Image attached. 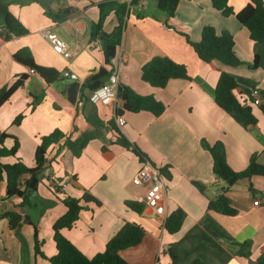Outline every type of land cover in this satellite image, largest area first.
Instances as JSON below:
<instances>
[{
	"label": "crops",
	"instance_id": "1",
	"mask_svg": "<svg viewBox=\"0 0 264 264\" xmlns=\"http://www.w3.org/2000/svg\"><path fill=\"white\" fill-rule=\"evenodd\" d=\"M103 1L123 2L44 0L52 13L67 11L59 20L47 15L37 1L14 0L9 4L10 11L28 32L9 39L0 34V97L18 75L25 72L28 78L0 106V132L16 137L19 142L15 155L2 160L13 163L20 159L33 167L40 137L56 128L71 139L85 132L94 133V138L79 156L65 148L52 163L51 175L42 176L38 196L50 200L60 197L37 220L43 255L35 253L33 224L23 222L22 218L20 226L12 228L9 219L2 216L14 211L35 219L30 207L21 206V197L5 198L6 180L0 181V264H51L49 258L57 253L53 224L67 209L57 191L63 197L81 198L83 208L79 218L62 233L89 257L103 251L126 222H136L145 228V234L139 244L121 252L130 264H191L195 259L208 264H254L264 253V176L243 178L228 189L226 195L236 209L233 215L209 209L207 195L193 181L203 183L212 195L221 193L222 190L216 192V189L225 185L213 172V159L201 144L203 138L210 144L223 142L227 161L236 171L245 169L254 154L264 164V112L261 110L264 43L253 40L249 30L234 15H223L211 0H181L172 16L160 10L153 0H142L146 5L142 15L138 14L142 10L135 5L129 7L122 41L113 60L118 80L142 95H153L166 109L159 116L146 110L125 111L122 116L126 122L118 128L146 153V160L159 168L170 166L171 177L165 176L164 181L165 212L157 214L145 202L146 185L133 182L142 161L131 150L112 143L116 131L108 121L117 118L115 110L122 106V100L94 102L90 99L91 91L84 86L92 73L102 67L110 68L105 63L102 40L90 37L91 23L98 21L99 3ZM248 1L228 0L235 11ZM117 23L116 8H111L103 24L104 31H112ZM206 25L214 26L218 32L227 30L233 34L234 50L242 64L231 66L199 58L184 34L199 41ZM46 29L66 41L70 55L54 50L43 35ZM24 47L30 49L36 63L54 67L60 73L74 71L78 78L61 76L59 81L47 82L14 58ZM155 55H168L184 63L190 78L171 79L165 87L144 81L142 66ZM221 71L237 79L235 92L252 106L257 117L255 126L243 127L216 103L214 93ZM73 81L80 82L75 103L68 100L67 89L62 85ZM254 88L259 89L258 103L254 102ZM37 97L39 100L35 102ZM20 114H23L21 121L15 123ZM4 144L12 147L14 138L7 137ZM57 148L58 144L51 145L47 156L51 158ZM86 190L99 203L83 200ZM257 199L259 203L255 204ZM126 200L142 201L145 205L141 212H136L126 205ZM177 208L185 210L186 217L180 229L170 233L164 228V220ZM245 240H251L249 257L236 254L238 243Z\"/></svg>",
	"mask_w": 264,
	"mask_h": 264
},
{
	"label": "trees",
	"instance_id": "2",
	"mask_svg": "<svg viewBox=\"0 0 264 264\" xmlns=\"http://www.w3.org/2000/svg\"><path fill=\"white\" fill-rule=\"evenodd\" d=\"M14 0H0V34L4 38L9 39L12 35L21 36L28 32V28L15 16L9 9V4ZM37 1L44 8L47 15L54 20L62 19L66 15V10L56 13L50 12L46 8L44 0H26ZM181 0H157V7L172 16ZM140 0H132L133 5H137ZM212 5L223 15H234L236 19L249 30L250 37L259 42L264 43V1L249 0L247 4L238 11H235L229 4L228 0H211ZM100 15L96 22H92L90 26L91 39H101L102 47L105 55V63L110 68L102 67L100 70L92 73L84 82V86L90 91H93L102 86L112 73L117 72V66L113 60L116 56L117 47L121 44L125 17L129 11L126 2L103 1L99 3ZM111 8H116L118 23L112 31L106 32L103 29V24L108 16ZM145 13V10L138 11L139 15ZM187 41L191 44L200 59L206 62L217 60L225 65H239L242 60L236 55L234 50L235 39L231 32L224 30L218 32L214 26L206 25L202 29L201 39L199 41L192 40L187 34ZM14 58L28 66L33 72L39 75L47 82L61 80L62 73L56 68L40 65L35 62L34 57L28 47H24L14 54ZM28 78L27 73H21L11 83L8 89L0 97V106L7 101L11 95L24 84ZM141 78L153 86L165 87L169 80L174 78L189 79L187 67L184 63H180L169 57L168 55H155L142 66ZM238 88V82L234 75L227 71H221L218 82L215 88L216 103L231 115L239 124L245 128H250L257 124V117L253 112L252 106L240 99L235 92ZM117 99L122 100L121 107H116L115 116H121L125 111L139 112L150 111L154 115L159 116L166 109V105L155 98L153 95H142L136 92L130 86L118 82ZM39 100L36 98L35 102ZM261 110L264 112V104L261 105ZM23 117L20 114L15 119V123H19ZM93 122L92 118H89ZM110 119L109 125L116 131V138L112 143H117L131 150L142 162L146 161V153L135 143L129 140L126 135L118 128L115 121ZM7 137L14 138L12 147H7L4 140ZM94 138V133L85 132L76 139H71L63 131L56 128L51 133L40 137L35 150V165L29 167L20 159L13 163H6L2 160L5 156L15 155L19 147L18 139L6 132H0V181L6 180V196L11 198L19 196L22 198L21 206L30 207L38 210L42 214L49 208L54 201L38 196L37 189L42 180L43 172L56 162L59 155L65 148L71 150L75 156H79L88 142ZM58 144L55 154L49 158L47 156L51 145ZM202 146L209 150L213 159V172L218 180L224 182V189L217 195H212L207 191V187L199 182L193 183L200 189L201 192L207 195L209 199L208 207L217 212L233 215L236 209L231 206L226 195L228 189L243 178H251L253 175L264 176V164L257 160L254 154L251 156L249 164L243 170L236 171L229 165L226 157L225 145L221 141L210 144L206 139L201 140ZM170 166L165 165L160 167V171L171 177ZM51 173L48 175L50 176ZM59 190L60 186H56ZM32 191L29 194V191ZM37 197V200H32ZM83 200H94L99 203V200L89 191H84ZM67 209L63 215L56 219L53 224L54 240L56 243L57 253L49 258L51 264H130L121 254V252L129 247L139 244L145 234V228L136 222H126L107 242L105 249L89 257L85 255L70 239L63 233L64 228L72 227L79 218L83 208L81 198L72 196H64L62 199ZM126 205L136 212H141L144 207V202L137 200H126ZM3 217L9 219L12 228H18L23 222L31 223L34 226L35 253L43 255L41 251L42 240L39 238V229L36 221L30 219L29 215L21 214L14 211L3 213ZM186 217V212L182 208H177L172 211L164 221V228L174 233L180 229ZM236 254L249 257L251 255V240H245L238 243ZM171 264H174L172 262ZM191 264H208L201 259H195ZM254 264H264V253H262Z\"/></svg>",
	"mask_w": 264,
	"mask_h": 264
},
{
	"label": "built area",
	"instance_id": "3",
	"mask_svg": "<svg viewBox=\"0 0 264 264\" xmlns=\"http://www.w3.org/2000/svg\"><path fill=\"white\" fill-rule=\"evenodd\" d=\"M127 3L128 7H131L133 4L132 0H123ZM138 10H142L146 8L145 2L140 0V2L136 5ZM43 35L51 42L53 48L58 53H62L64 55H70L69 51H67V43L61 38L56 32L51 30H44ZM33 72V70H31ZM63 77H69L71 79H77L78 75L74 71L64 70L62 71ZM109 83L105 82L99 88L90 92V99L92 101H112L117 99V87H118V76L117 72L112 73L108 79ZM253 94L255 95V101L259 102L257 95L259 94V89L254 88ZM126 122L124 116H118L116 118V123L118 126H123ZM165 176L160 171V168L155 166L150 161H143L141 167L133 176V182L137 185H146L145 191V202L148 206L152 207L157 214H164V198L166 194L165 187ZM255 204L259 203V199L254 201ZM165 221V220H164Z\"/></svg>",
	"mask_w": 264,
	"mask_h": 264
},
{
	"label": "water",
	"instance_id": "4",
	"mask_svg": "<svg viewBox=\"0 0 264 264\" xmlns=\"http://www.w3.org/2000/svg\"><path fill=\"white\" fill-rule=\"evenodd\" d=\"M153 1L157 2V0H153ZM107 83H109V81H107ZM62 85L65 89H67L68 100L71 103H75L77 100V95H78L79 89H80V82L79 81H73L70 83L65 82ZM52 171H53V166H50L43 172V175H49ZM223 189H224V186L217 188L216 192L223 190ZM28 193L31 194L32 191L30 190Z\"/></svg>",
	"mask_w": 264,
	"mask_h": 264
},
{
	"label": "rangeland",
	"instance_id": "5",
	"mask_svg": "<svg viewBox=\"0 0 264 264\" xmlns=\"http://www.w3.org/2000/svg\"><path fill=\"white\" fill-rule=\"evenodd\" d=\"M150 3H151V2H150ZM137 171H138V170H137ZM71 185H72V184H71ZM57 193H58V195H62L61 197L63 198V193H62L61 191H57ZM59 199H60V197H59V198H58V197H57V198L55 197L54 200L52 199V200L54 201L53 204L59 202ZM30 209H31V211H30L31 214L34 215V217H35L34 221H36V223H38L37 220L40 218V216H42V214H43L44 212H43L42 214H39V213H38V210H36L37 212H34L33 208H30Z\"/></svg>",
	"mask_w": 264,
	"mask_h": 264
}]
</instances>
